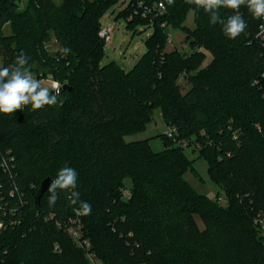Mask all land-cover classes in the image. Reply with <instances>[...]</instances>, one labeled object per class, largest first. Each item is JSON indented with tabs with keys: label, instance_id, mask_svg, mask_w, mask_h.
<instances>
[{
	"label": "trees",
	"instance_id": "16d2710c",
	"mask_svg": "<svg viewBox=\"0 0 264 264\" xmlns=\"http://www.w3.org/2000/svg\"><path fill=\"white\" fill-rule=\"evenodd\" d=\"M121 1L0 0V68L22 51L34 78L61 83L63 101L0 114V264H93L67 232L79 207L67 198L72 190L59 191L54 207L48 191L35 201L44 179L64 166L76 170V191L92 207L80 220L101 264H264V236L255 225L264 216L261 19L241 6L247 27L229 39L221 24H211L208 13L185 0H139L144 7L131 0L121 16L133 30L152 20L135 9L164 3L166 13L127 71L116 62L103 65L99 35L102 18ZM190 10L193 30L184 26ZM220 13L225 20L233 14ZM164 23L182 28L194 48L166 51ZM52 35L60 44L53 55L46 47ZM183 73L190 89L182 94ZM156 111L176 129V139L161 135L160 152L149 139L127 142L146 130ZM193 139L190 145L200 149L211 179L224 190L225 207L185 179L193 161L178 141ZM122 188L132 192L129 200Z\"/></svg>",
	"mask_w": 264,
	"mask_h": 264
},
{
	"label": "rangeland",
	"instance_id": "374dc122",
	"mask_svg": "<svg viewBox=\"0 0 264 264\" xmlns=\"http://www.w3.org/2000/svg\"><path fill=\"white\" fill-rule=\"evenodd\" d=\"M127 1L122 0L114 8H112L103 18L102 25H114V29L111 32L110 42H105V56L102 61L103 65H107L111 62H116L122 66L124 70H131L139 61V59L147 51L145 46L146 40L152 36L153 24H138L133 30L129 28L127 20L122 18V12L127 8ZM139 0L136 1V3ZM141 11L140 9H135V11ZM187 19L184 22V26L193 30L195 28V17L194 12L190 10L187 13ZM166 24V23H165ZM166 31L171 36V41H167L166 51L171 52L178 50L181 53H186L190 51V39L187 38V34L182 28H173L166 26ZM58 45L53 40V42L47 45L48 51L53 55L57 49ZM211 62V57L208 55L207 60L204 64L206 66ZM183 74L178 80V85L180 92L183 94L190 89V82L187 80L181 81ZM42 85L47 86L51 89L52 81H44ZM53 94V91H52ZM154 120L148 123L147 128L142 133H137L128 136L126 139L128 141H137L142 139H149L150 147L153 151L160 152L165 149L163 137L161 135H167L169 127L161 118L158 111L154 114ZM186 145L183 147L185 155L193 161L194 170L188 169L185 173V179L194 188L198 194L207 196L213 201H219L222 206H227L226 196L224 190L213 182L210 173L208 171L209 165L206 159L201 155L200 149L190 145L195 144L193 140H187ZM131 180L127 181V186H130ZM198 223L200 228H203V223L198 218ZM256 225V223H255ZM257 226V225H256ZM260 234L264 236V231L260 230Z\"/></svg>",
	"mask_w": 264,
	"mask_h": 264
},
{
	"label": "clouds",
	"instance_id": "9594fccd",
	"mask_svg": "<svg viewBox=\"0 0 264 264\" xmlns=\"http://www.w3.org/2000/svg\"><path fill=\"white\" fill-rule=\"evenodd\" d=\"M187 4H194L197 8H202L210 16V23L222 25L223 33L229 39H236L247 27V21L240 14L241 6H246L249 12L257 19L264 18V0H185ZM169 5L174 0H167ZM221 9H230L233 14L227 19L221 17ZM264 30V24L260 25ZM70 49H64L67 54ZM29 57L22 51L15 57V61L8 67L0 68V114L10 115L17 110H22L25 106L31 105L32 109H41L44 106H54L57 103H63L58 100L60 93V85L54 82L50 88L42 85V83L34 78L28 67ZM78 173L69 166L61 168L56 177L51 179L47 189L49 207H54L59 198V191H67L71 189L70 195L67 197L71 205H79L74 207L73 211L78 215H90L92 207L89 203L80 199V193L76 191Z\"/></svg>",
	"mask_w": 264,
	"mask_h": 264
},
{
	"label": "built area",
	"instance_id": "2783aa9c",
	"mask_svg": "<svg viewBox=\"0 0 264 264\" xmlns=\"http://www.w3.org/2000/svg\"><path fill=\"white\" fill-rule=\"evenodd\" d=\"M131 0H128V2H130ZM137 5L139 7H144V4L141 2V1H138L137 2ZM141 13V14H139ZM166 13V6L164 5V3H157L155 5H153L151 8L149 7H145L144 10H142V12H139L138 10L135 11V15L139 14V16L141 18H150L152 19L151 20V23L152 22H155L156 19L159 17V16H162ZM261 19V22H260V25L261 24H264V18H260ZM260 25H259V28H260ZM166 27V24H162V28H165ZM114 29V25H106V26H102L100 32H99V35L105 40V42H110L111 40V32L113 31ZM258 37L264 42V30H261V28L259 29V33H258ZM168 42L171 41V36L169 35L168 36V39H167ZM186 74L183 73V76L181 78V81L183 80H186ZM52 80V84L54 82H58L59 85H60V90H61V83L57 80ZM53 93L55 94V92L53 91ZM167 137L168 138H173L174 140L176 139V135H177V131L175 128L171 127L169 128V130L167 131ZM179 143V146H182L184 147L186 145V141H178ZM4 167H6V170H9V167H8V163L6 161H4L3 163ZM121 192H122V199L123 200H129L131 198V195H132V192L128 189V188H122L121 189ZM82 215H78L74 218H71L68 220V224H67V232L69 233V235L71 236V238L73 239L74 242L77 243V245L82 248L83 250L86 251L87 253V257L89 258V260L93 263V264H101L98 262V260L96 259L94 253L92 252V250H90L91 248V242H90V239L86 238L85 236H83V232H82V221L80 220V217ZM255 223L257 225V227L260 229V230H263L264 231V216L263 215H260L256 220H255ZM0 227H3L2 224H0ZM58 247H55V249H57Z\"/></svg>",
	"mask_w": 264,
	"mask_h": 264
},
{
	"label": "water",
	"instance_id": "95a60500",
	"mask_svg": "<svg viewBox=\"0 0 264 264\" xmlns=\"http://www.w3.org/2000/svg\"><path fill=\"white\" fill-rule=\"evenodd\" d=\"M190 45L192 46V48H194V45H193V41L190 43ZM64 89H67L68 87L67 86H64L63 87ZM51 182V178H46L44 179V182L41 184L39 190H38V195L36 196V204H39L40 203V200L41 198L45 195V193L47 192V189L49 187V184Z\"/></svg>",
	"mask_w": 264,
	"mask_h": 264
},
{
	"label": "crops",
	"instance_id": "0c3cea01",
	"mask_svg": "<svg viewBox=\"0 0 264 264\" xmlns=\"http://www.w3.org/2000/svg\"><path fill=\"white\" fill-rule=\"evenodd\" d=\"M23 1L26 2L27 0H23ZM62 1H63V0H57L58 3H61ZM4 31H5V34H6V35H10V33L12 32L11 24H8V25L5 27ZM53 40H55V42H56L57 45H58L57 49L55 50V51L57 52V50L60 48V44L58 43L57 38H56V36H54V35H52V39H51L50 42H48V43L46 44V47H47V45H48L49 43L53 42ZM56 52H55V53H56ZM44 81H52V80H51L50 78H47V79H42L40 82L42 83V82H44Z\"/></svg>",
	"mask_w": 264,
	"mask_h": 264
}]
</instances>
